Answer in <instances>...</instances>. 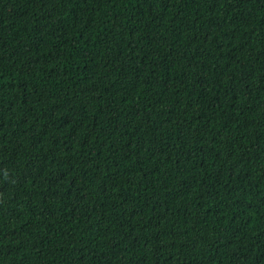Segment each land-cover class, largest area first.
Segmentation results:
<instances>
[{"label":"trees","instance_id":"1","mask_svg":"<svg viewBox=\"0 0 264 264\" xmlns=\"http://www.w3.org/2000/svg\"><path fill=\"white\" fill-rule=\"evenodd\" d=\"M0 264H264V0H0Z\"/></svg>","mask_w":264,"mask_h":264}]
</instances>
